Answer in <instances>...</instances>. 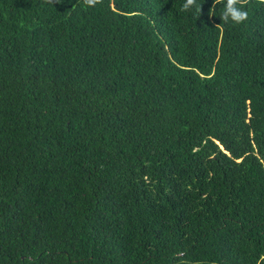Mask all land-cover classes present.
Masks as SVG:
<instances>
[{
    "label": "trees",
    "instance_id": "16d2710c",
    "mask_svg": "<svg viewBox=\"0 0 264 264\" xmlns=\"http://www.w3.org/2000/svg\"><path fill=\"white\" fill-rule=\"evenodd\" d=\"M184 3L0 0V264H264V3Z\"/></svg>",
    "mask_w": 264,
    "mask_h": 264
},
{
    "label": "clouds",
    "instance_id": "9594fccd",
    "mask_svg": "<svg viewBox=\"0 0 264 264\" xmlns=\"http://www.w3.org/2000/svg\"><path fill=\"white\" fill-rule=\"evenodd\" d=\"M56 2H59V0H56ZM84 2L89 6H94L100 0H84ZM214 2L223 4L220 19L224 23L232 22L234 24H241L248 19L247 5L249 0H214ZM261 2L264 3V0H261ZM193 6L196 7L198 12H201V4L198 5L197 0H185L181 10L188 11Z\"/></svg>",
    "mask_w": 264,
    "mask_h": 264
}]
</instances>
